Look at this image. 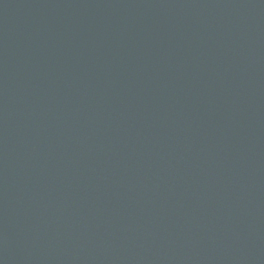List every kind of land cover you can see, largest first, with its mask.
<instances>
[{"label": "water", "instance_id": "1", "mask_svg": "<svg viewBox=\"0 0 264 264\" xmlns=\"http://www.w3.org/2000/svg\"><path fill=\"white\" fill-rule=\"evenodd\" d=\"M0 264H264V0H0Z\"/></svg>", "mask_w": 264, "mask_h": 264}]
</instances>
